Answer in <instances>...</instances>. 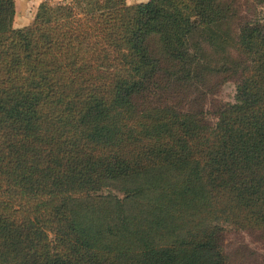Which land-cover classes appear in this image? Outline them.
<instances>
[{
	"label": "trees",
	"instance_id": "trees-1",
	"mask_svg": "<svg viewBox=\"0 0 264 264\" xmlns=\"http://www.w3.org/2000/svg\"><path fill=\"white\" fill-rule=\"evenodd\" d=\"M230 9L45 0L15 28L0 0V264H225L224 223L264 230V17L233 39ZM198 36L246 62L236 104L210 129L139 109Z\"/></svg>",
	"mask_w": 264,
	"mask_h": 264
},
{
	"label": "rangeland",
	"instance_id": "rangeland-1",
	"mask_svg": "<svg viewBox=\"0 0 264 264\" xmlns=\"http://www.w3.org/2000/svg\"><path fill=\"white\" fill-rule=\"evenodd\" d=\"M140 1L127 0L128 3ZM221 1L231 8L223 31L233 39L238 36L242 25L264 17V9L256 0ZM205 38H196L199 43L194 53L196 64L192 65L189 74L177 73L168 77L163 72L160 89L135 99L139 109L149 104L188 113L210 129L217 123L218 114L224 107L236 104L237 88L246 62L231 46L211 47L204 43ZM152 45L154 52L159 54L158 44L153 42ZM108 191L122 197L115 188H108ZM222 228L217 241L225 264H264V230L240 229L227 223Z\"/></svg>",
	"mask_w": 264,
	"mask_h": 264
},
{
	"label": "crops",
	"instance_id": "crops-1",
	"mask_svg": "<svg viewBox=\"0 0 264 264\" xmlns=\"http://www.w3.org/2000/svg\"><path fill=\"white\" fill-rule=\"evenodd\" d=\"M45 0H14L15 15L13 19V27L21 28L31 23L38 5ZM50 2H58L61 0H49ZM142 0L140 2H146ZM140 2H129L130 4Z\"/></svg>",
	"mask_w": 264,
	"mask_h": 264
}]
</instances>
